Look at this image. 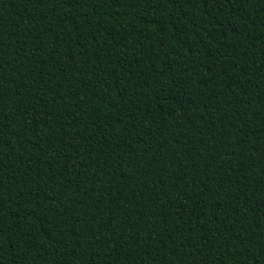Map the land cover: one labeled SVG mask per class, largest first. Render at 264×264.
I'll use <instances>...</instances> for the list:
<instances>
[{
  "label": "trees",
  "instance_id": "obj_1",
  "mask_svg": "<svg viewBox=\"0 0 264 264\" xmlns=\"http://www.w3.org/2000/svg\"><path fill=\"white\" fill-rule=\"evenodd\" d=\"M0 264H264V0H0Z\"/></svg>",
  "mask_w": 264,
  "mask_h": 264
}]
</instances>
